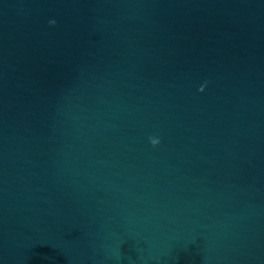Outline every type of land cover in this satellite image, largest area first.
<instances>
[{
  "label": "water",
  "instance_id": "water-1",
  "mask_svg": "<svg viewBox=\"0 0 264 264\" xmlns=\"http://www.w3.org/2000/svg\"><path fill=\"white\" fill-rule=\"evenodd\" d=\"M0 264H264V0H0Z\"/></svg>",
  "mask_w": 264,
  "mask_h": 264
},
{
  "label": "clouds",
  "instance_id": "clouds-1",
  "mask_svg": "<svg viewBox=\"0 0 264 264\" xmlns=\"http://www.w3.org/2000/svg\"><path fill=\"white\" fill-rule=\"evenodd\" d=\"M155 142V141H154Z\"/></svg>",
  "mask_w": 264,
  "mask_h": 264
}]
</instances>
